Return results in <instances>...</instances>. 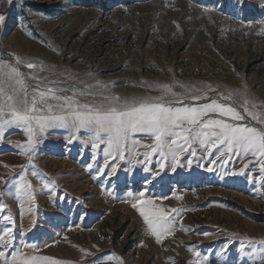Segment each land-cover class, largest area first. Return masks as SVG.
<instances>
[{
  "label": "rangeland",
  "instance_id": "1",
  "mask_svg": "<svg viewBox=\"0 0 264 264\" xmlns=\"http://www.w3.org/2000/svg\"><path fill=\"white\" fill-rule=\"evenodd\" d=\"M0 15V61L23 74L29 98L63 87L122 99L165 96L176 101L172 107L216 101L243 119L209 112L201 122L211 117L264 131V0H0ZM97 81L113 86L106 90ZM13 84L19 91L21 85ZM165 86L170 92L162 91ZM56 94L72 97L73 91ZM75 99L95 103L100 97ZM5 100L0 96V105ZM14 120L5 107L0 235L7 241L11 228L13 237L7 247L0 242L5 259L20 254V260L36 257L31 264H264V157L237 146L219 155L223 145L206 151L192 142L182 152L172 145L177 159L168 155L161 168L150 133L131 135L119 158L113 149L105 155V143L94 150L83 129L69 142L64 128L39 131L34 121V147L20 154L30 141L25 125L8 124ZM182 127L195 131L198 125ZM240 171L245 174L229 175ZM150 175L154 179L142 184L139 178ZM52 182L56 191L50 195ZM141 198L172 221L159 241L133 207Z\"/></svg>",
  "mask_w": 264,
  "mask_h": 264
},
{
  "label": "snow or ice",
  "instance_id": "2",
  "mask_svg": "<svg viewBox=\"0 0 264 264\" xmlns=\"http://www.w3.org/2000/svg\"><path fill=\"white\" fill-rule=\"evenodd\" d=\"M242 2L243 0H238V3ZM3 20L4 17L0 15V23ZM5 67L10 71H4ZM27 67L31 69L35 68L36 65L28 63ZM88 75L91 76L92 74L89 73ZM23 79V74L17 68L11 65H4L0 61V96L6 95L4 104L0 105V116L4 114L5 107H7L15 118L14 121H8V124L15 122L25 125L29 136L30 143L22 146L20 154H25L26 151L34 147V144L31 142L35 134L31 124L34 121L39 131L56 127L64 128L67 132L71 133L69 142H72V137H76L83 129L88 134L89 139L92 140V148L94 150L100 143H105L107 146L104 150L105 155H112L107 149H113L115 153L120 154L119 158H122V150L131 135L135 133H150L152 138L157 142L153 147V151H160L162 157L161 168L164 167L163 160L167 159L168 155L171 156L173 163L177 159L178 151L173 150L172 145H176L177 149L182 152L192 142L200 143L205 147L206 151L223 145L224 147L219 152V155H224L225 152H233L234 146H237L246 151L250 150L254 156L259 155L260 157H264V131H258L254 127L238 126L225 120L211 117L201 122V118L207 116L209 112L218 113L220 116H228L232 120L243 119L232 107L217 103L216 101L199 106L172 107L170 105L176 101L166 100L165 96L159 98L133 97L131 99H122L115 95H109L107 92L92 93L63 87L39 91L38 95L33 94L29 98L27 88L23 84ZM13 81L21 85L19 91H17ZM4 84H7L11 91L17 92V95H7ZM96 85L106 90L113 86L110 83L100 81H97ZM96 85L89 87H95ZM69 90L73 91L72 97L56 94L57 92ZM162 91L168 93L170 89L165 86ZM77 95L98 96L100 99L95 103H81L75 99ZM172 95L175 96L174 93ZM195 99H200V97L196 96ZM49 100L56 101L57 103L52 104ZM9 101L11 103H8ZM37 105L41 107L38 108ZM53 109L56 112H53ZM41 111L46 114L33 115V113ZM185 123L198 125V127L193 131L192 128L182 127ZM177 129H179L178 132ZM205 129L213 130L205 131ZM214 129H219V131L217 132ZM4 131L5 125L0 123V137L3 136ZM188 132L191 133V139L185 134ZM180 140L183 141V144L178 143ZM135 143L137 142L133 140V144ZM165 148L167 149V153L164 151ZM190 154L194 155V153ZM147 155L146 153L145 156ZM191 163L192 161L188 160L187 166H190ZM260 168L262 173H264V160L260 161ZM172 170H174V167ZM207 170L212 171L211 168ZM144 171H148V169L145 167ZM114 172H116L115 166L110 168V173ZM244 174V171L229 173L232 176H243ZM139 179L143 184L154 179V175L140 177ZM125 182H127V178H125ZM24 187H30V185H25ZM55 191V184L52 182L49 194L51 195ZM29 196L32 198L31 193H29ZM140 196L143 197V193ZM151 204V200L141 198L138 205L137 203H133V207H138L139 213L147 223L151 234L159 241L162 233H168L172 230V221L168 220L163 210L148 207ZM35 223L33 221L34 226ZM4 234L8 236V240L4 241V236L0 235V242H3L4 246L7 247L12 242V229H6ZM259 243L264 245V241H260ZM225 250L222 249V253ZM19 255H14L11 260H8L5 259L3 250H0V259H4L5 264H31L32 260L37 259L36 257H32L31 260L27 258L20 260ZM51 264H57V262L53 261ZM218 264H227V262L221 259Z\"/></svg>",
  "mask_w": 264,
  "mask_h": 264
}]
</instances>
